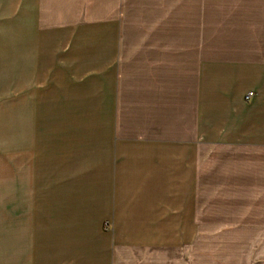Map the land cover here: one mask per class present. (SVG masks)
Listing matches in <instances>:
<instances>
[{"label":"crops","instance_id":"0c3cea01","mask_svg":"<svg viewBox=\"0 0 264 264\" xmlns=\"http://www.w3.org/2000/svg\"><path fill=\"white\" fill-rule=\"evenodd\" d=\"M0 264H264V0H0Z\"/></svg>","mask_w":264,"mask_h":264},{"label":"rangeland","instance_id":"374dc122","mask_svg":"<svg viewBox=\"0 0 264 264\" xmlns=\"http://www.w3.org/2000/svg\"><path fill=\"white\" fill-rule=\"evenodd\" d=\"M10 99L9 97H5ZM4 129H3V134H4V143H5V149L7 147H10V141H11V125H10V112L9 111H5L4 113Z\"/></svg>","mask_w":264,"mask_h":264},{"label":"built area","instance_id":"2783aa9c","mask_svg":"<svg viewBox=\"0 0 264 264\" xmlns=\"http://www.w3.org/2000/svg\"><path fill=\"white\" fill-rule=\"evenodd\" d=\"M248 95H251V92H249Z\"/></svg>","mask_w":264,"mask_h":264}]
</instances>
